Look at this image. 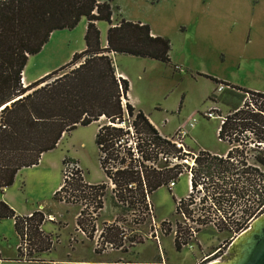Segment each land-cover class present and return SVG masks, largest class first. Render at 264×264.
Masks as SVG:
<instances>
[{"label":"trees","instance_id":"obj_1","mask_svg":"<svg viewBox=\"0 0 264 264\" xmlns=\"http://www.w3.org/2000/svg\"><path fill=\"white\" fill-rule=\"evenodd\" d=\"M115 8L113 0H0V186H12L19 170L38 165L41 156L55 149L64 134L103 117L95 144L106 180L90 183L78 167L71 179H63L53 196L58 202L83 205L76 223L89 239L94 238L97 217L108 198L119 214L100 238L105 236L106 241L127 252L119 237L123 231L115 225L120 216L147 215L149 196L185 172L191 173L192 192L189 197L174 199L175 211L196 226L177 222L176 249L191 242L192 232L210 224L219 232L238 235L264 213V92L205 75L216 84L239 91L241 97L246 95L241 104L231 106L236 107L224 115L218 127V138L232 147L215 154L177 146L129 102L130 82L117 76L112 57V53L128 54L175 67L170 57L171 40L154 35L150 25L142 21L121 17L114 23ZM82 18L87 20L84 49L25 86L23 71L30 56L42 50L54 31L71 30ZM98 21L109 25L106 47L101 44ZM188 156L192 165L186 162ZM70 162L78 164L66 157L62 161L65 165ZM194 191L203 196L193 195ZM199 202L205 214L193 219L190 206ZM6 218L14 220L19 259L39 260L41 253L53 249L52 235L42 229V211L20 215L0 198V219ZM108 232L112 237H107ZM131 243L137 244L136 239ZM95 252L102 250L95 248Z\"/></svg>","mask_w":264,"mask_h":264},{"label":"rangeland","instance_id":"obj_2","mask_svg":"<svg viewBox=\"0 0 264 264\" xmlns=\"http://www.w3.org/2000/svg\"><path fill=\"white\" fill-rule=\"evenodd\" d=\"M255 3L256 0H114L118 7L114 11V23L123 17L149 24L154 35L171 40V60L185 68L128 54L114 55L115 66L129 76L137 108L152 117L163 135L183 144L186 151L197 153L204 149L219 154L232 147L218 138L217 129L231 106L241 102L245 94L241 97L242 93L226 87L228 90L223 89L222 93L227 96L225 100L217 90L219 84L205 75L264 92V2L260 7H255ZM254 22L258 28L252 39L249 34ZM98 23L105 41L109 25L104 21ZM85 26L83 18L71 30L54 31L42 50L31 56L28 75L34 76L51 65L68 62L85 46ZM213 106H217L213 113L221 118L203 116V112ZM193 118L197 121L191 128L189 122ZM104 122L102 117L64 134L58 146L46 152L37 168L19 171L15 183L7 188L11 201L8 204L20 214L43 205L41 209L48 214L43 230L53 234L55 248L42 254L44 260L19 259L14 221L0 219V264H52L51 258L66 260L58 264H81L87 260L115 261L116 264H191L200 254L202 258L197 264H210L222 258L233 243L232 237L237 235L219 232L212 224L192 232L191 242L180 250L175 247L177 222L196 226L192 219L186 220L175 211L177 201L189 197L191 185L186 172L175 186L161 187L149 196L147 215L120 216L121 220L115 225L123 231L119 237L127 252L106 241L105 236L100 238L102 230L117 221L119 214L108 198L97 217L93 239L77 226L76 219L83 205L58 202L53 190L59 181L63 182L65 157L78 162L86 181L106 180L95 144L96 128ZM186 160L192 165L191 156ZM192 194L203 196L197 191ZM190 208L194 210L193 219L205 214L199 209L200 202ZM238 213L241 215V211ZM166 230L170 232L166 234ZM107 237H112L111 232ZM133 239L137 244L131 245ZM140 240L142 243H138ZM95 248L102 253H96Z\"/></svg>","mask_w":264,"mask_h":264},{"label":"crops","instance_id":"obj_3","mask_svg":"<svg viewBox=\"0 0 264 264\" xmlns=\"http://www.w3.org/2000/svg\"><path fill=\"white\" fill-rule=\"evenodd\" d=\"M100 1H106V0H100ZM114 1V0H113ZM264 2V0H256V3H255V7H260V5L262 4ZM115 5V4H114ZM113 19H114V15H113ZM83 20V18L81 19V21ZM264 20V19H263ZM85 21H86V25H87V20L85 19ZM99 22V21H98ZM97 22V25H98V27L99 28H101L100 27V24ZM256 23L254 22V23H252V27H251V29H250V34H249V36H250V38H252L253 39V37H254V35L256 34L257 35V32H256V30H257V28H258V26H256ZM254 27L256 28V29H254ZM85 28H86V26H85ZM101 30V29H100ZM56 32V31H55ZM152 33H153V31H152ZM101 34H102V31H101ZM154 34V33H153ZM53 35V34H52ZM250 40V39H249ZM107 44V42H106V40L104 41V40H102V36H101V44H102V46H104V47H106V44ZM83 47H85V46H83ZM84 48H82V49H80L79 51H81V50H83ZM74 53V52H73ZM118 53H112V57H113V60H114V58H115V56L114 55H117ZM30 59H31V56H30V58H29V60H28V63H27V65H26V67L24 68V71H23V80H24V83H25V85H27V84H29V83H31V82H34V81H36V80H38V79H40V78H42L43 76H45V75H47V74H49L50 72H52V71H54L55 69H57V68H59L60 66H62L63 64H65V63H67V62H62V63H56V64H54V65H51L50 67H47L46 69H43L42 71H40L39 73H37L36 75H28V72H27V69H28V65H29V62H30ZM173 62V61H172ZM173 64L174 65H176V66H178V67H181L182 68V70H184L185 68L180 64H175L174 62H173ZM114 65H115V63H114ZM115 68H116V74H117V76L118 77H123V78H129V76H128V74L125 72V71H123V70H119L116 66H115ZM221 80H224V79H221ZM224 81H226V82H229V81H227V80H224ZM230 83H232V82H230ZM232 84H234V83H232ZM234 85H236V84H234ZM239 86V85H238ZM242 87V86H241ZM246 88V87H245ZM225 90L226 89H228V88H224ZM249 89V88H248ZM225 90H222V91H219V92H223V91H225ZM251 90H254V89H251ZM255 91H258V90H255ZM215 92V91H214ZM261 92H263V91H261ZM244 98H245V96H244ZM244 98H242L241 99V102H240V104L242 103V100L244 99ZM128 99H129V102L133 105V106H135L136 108H137V102H135V99L133 98V96L131 95V90H129V93H128ZM238 106V105H237ZM236 106H234V107H231V110L232 109H234ZM213 108H215V110H217V106H213ZM138 109V108H137ZM230 110H228V112H229ZM227 112V113H228ZM148 116V118L150 119V121L156 126V124L154 123V121H153V119H152V117H150L149 115H147ZM220 123H221V121H220ZM79 127V126H78ZM98 127L99 126H97V128H96V131H97V129H98ZM157 127V126H156ZM157 129L159 130V128L157 127ZM218 130V129H217ZM160 131V130H159ZM160 133H161V131H160ZM165 136V135H164ZM225 153V152H224ZM45 154L46 153H44L43 155H42V157H41V159H40V162H39V165H40V163L42 162V160H43V157L45 156ZM219 154H223V153H219ZM37 166L38 165H34V166H32V167H34V168H37ZM78 166H79V164H78ZM32 167H27V168H32ZM26 168V169H27ZM80 168V167H79ZM23 169H25V168H23ZM81 169V168H80ZM22 170V169H21ZM20 171V170H19ZM19 171H18V173H19ZM18 173H17V175H16V177H15V181H16V178H17V176H18ZM84 174V173H83ZM15 181H14V183H15ZM27 181V180H26ZM28 182V181H27ZM88 182H90V181H88ZM61 183L62 182H58V184H57V186L54 188V190H53V192L55 193L59 188H60V186H61ZM90 183H92V182H90ZM97 183H99V182H97ZM190 184V183H189ZM24 186H25V181H24ZM190 186V185H189ZM8 189L6 188L5 190H4V193L3 194H1V199H3L4 201H6L7 203H9V204H11L10 202V199H9V195H8ZM11 206V205H10ZM13 206V205H12ZM11 206V207H12ZM43 207V205H39L37 208H34L33 210L32 209H29V211L27 212V213H19V211L17 212L15 209V211H16V213H19L20 215H30L33 211H35V210H40V211H42L43 212V209H41ZM21 212V211H20ZM44 214H45V221H44V223H43V225H42V229L44 228V225H45V222H46V219H48V214L47 213H45V212H43ZM14 221V220H13ZM45 232V231H44ZM49 234V233H48ZM51 235H53L52 233H50ZM57 238H58V236H57ZM19 244V243H18ZM18 246V245H17ZM55 247H53V249H54ZM52 249V250H53ZM44 253H46V252H44ZM42 254L43 253H41L40 255H39V258L40 259H42V260H44L43 258H41V256H42ZM206 256V255H205ZM201 257V254H200V256H198V259L196 258L194 261H192L191 262V264H197L199 261H200V259L202 258H200ZM64 261H66V260H61L60 258H51V262H52V264H58V263H60V262H64ZM78 262H82V261H78ZM111 262V264H116L117 262H115V261H92V260H87V261H85V263H95V264H109ZM135 263V262H134ZM119 264V263H118ZM151 264H160V263H158V262H155V263H151ZM161 264H163V263H161Z\"/></svg>","mask_w":264,"mask_h":264},{"label":"water","instance_id":"obj_4","mask_svg":"<svg viewBox=\"0 0 264 264\" xmlns=\"http://www.w3.org/2000/svg\"><path fill=\"white\" fill-rule=\"evenodd\" d=\"M232 239L226 254L210 264H264V213Z\"/></svg>","mask_w":264,"mask_h":264},{"label":"built area","instance_id":"obj_5","mask_svg":"<svg viewBox=\"0 0 264 264\" xmlns=\"http://www.w3.org/2000/svg\"><path fill=\"white\" fill-rule=\"evenodd\" d=\"M22 82H23V84L25 85V83H24V80L22 79ZM225 88V86L224 85H222V84H219V86L217 87V90L218 91H222L223 89ZM126 102V100H124L123 99V103H125ZM215 110V108H211V107H209L206 111H204L203 112V116L204 117H207V118H212V117H216V116H218V115H215L214 113H213V111ZM219 118H221L220 116H218ZM222 120H223V118H222ZM191 122H189V126L192 128V127H194V125H195V123H196V121H197V119L196 118H193L192 120H190ZM222 122V121H221ZM184 131V129H182V132ZM176 142V141H175ZM176 144H177V146H183V144L181 145V144H178L177 142H176ZM79 166H78V164H75V163H72V162H70V163H67L66 165H65V168H64V178L63 179H71L73 176H74V170H76L77 168H78ZM189 176H190V185H191V173L190 174H188ZM83 176H84V174H83ZM175 184H176V182H174V181H171L170 182V186L171 187H173V186H175ZM192 187H190V193L192 192V189H191ZM1 189H3V190H5V188H2L1 186H0V190Z\"/></svg>","mask_w":264,"mask_h":264},{"label":"bare ground","instance_id":"obj_6","mask_svg":"<svg viewBox=\"0 0 264 264\" xmlns=\"http://www.w3.org/2000/svg\"><path fill=\"white\" fill-rule=\"evenodd\" d=\"M64 136V135H63ZM189 179V183H190V178H188ZM80 264V263H79ZM81 264H87V263H84V262H82Z\"/></svg>","mask_w":264,"mask_h":264},{"label":"flooded vegetation","instance_id":"obj_7","mask_svg":"<svg viewBox=\"0 0 264 264\" xmlns=\"http://www.w3.org/2000/svg\"><path fill=\"white\" fill-rule=\"evenodd\" d=\"M189 178H190V176H189Z\"/></svg>","mask_w":264,"mask_h":264}]
</instances>
